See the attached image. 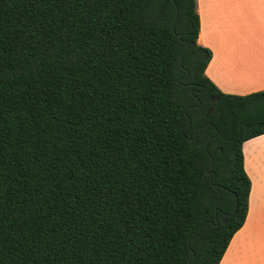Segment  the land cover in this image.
Listing matches in <instances>:
<instances>
[{
    "label": "trees",
    "instance_id": "1",
    "mask_svg": "<svg viewBox=\"0 0 264 264\" xmlns=\"http://www.w3.org/2000/svg\"><path fill=\"white\" fill-rule=\"evenodd\" d=\"M195 0H0V264H219L264 90L206 77Z\"/></svg>",
    "mask_w": 264,
    "mask_h": 264
},
{
    "label": "crops",
    "instance_id": "2",
    "mask_svg": "<svg viewBox=\"0 0 264 264\" xmlns=\"http://www.w3.org/2000/svg\"><path fill=\"white\" fill-rule=\"evenodd\" d=\"M197 43L211 52L206 77L222 93L264 90V0H195ZM248 208L219 264H264V135L242 145Z\"/></svg>",
    "mask_w": 264,
    "mask_h": 264
}]
</instances>
